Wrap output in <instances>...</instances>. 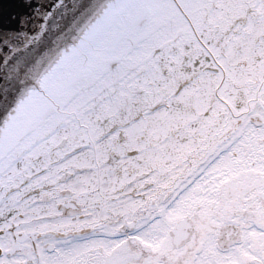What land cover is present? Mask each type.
<instances>
[{
    "label": "snow or ice",
    "instance_id": "obj_1",
    "mask_svg": "<svg viewBox=\"0 0 264 264\" xmlns=\"http://www.w3.org/2000/svg\"><path fill=\"white\" fill-rule=\"evenodd\" d=\"M0 264H264V0H0Z\"/></svg>",
    "mask_w": 264,
    "mask_h": 264
}]
</instances>
